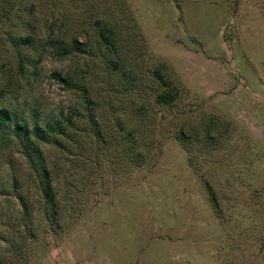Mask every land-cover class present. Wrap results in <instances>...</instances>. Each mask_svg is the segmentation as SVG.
I'll return each instance as SVG.
<instances>
[{"label": "rangeland", "instance_id": "1", "mask_svg": "<svg viewBox=\"0 0 264 264\" xmlns=\"http://www.w3.org/2000/svg\"><path fill=\"white\" fill-rule=\"evenodd\" d=\"M0 92V264H264V0H0Z\"/></svg>", "mask_w": 264, "mask_h": 264}, {"label": "trees", "instance_id": "2", "mask_svg": "<svg viewBox=\"0 0 264 264\" xmlns=\"http://www.w3.org/2000/svg\"><path fill=\"white\" fill-rule=\"evenodd\" d=\"M97 23L99 24V36L101 41L106 44L105 46L108 48H116L117 46V35L115 32V28L114 26L111 24V22H107V21H103L101 19L97 20ZM20 39H24L25 38H20ZM29 43V42H28ZM53 77L58 79L60 82H62L63 84H66L67 86H71V80L69 78L66 77H62L60 74H53ZM157 77L159 79V82L161 84L160 86V92H158L157 96H156V101L159 104H163V105H169L171 103H173L179 93V89L175 86H173V84L171 83L170 80H168L165 76H162V74L160 73L159 70H157ZM0 97H1V92H0ZM12 120H13V112L10 110V108L8 106L2 105L0 106V136L4 137L3 135H5L3 132L6 133L7 128H10V132L12 131V133L14 134V136L19 137L20 139H22L23 143H27L29 141L28 144L32 143V137L35 136V139H39L40 137H43V133L41 131V128L37 125L33 126L32 128L29 127V125L27 123L25 124H12ZM60 132L63 133V127L61 126L60 123H56L55 127L50 126L49 130L45 129L44 133H48V132ZM34 135V136H33ZM25 144L24 147L27 149V145ZM30 153L29 154H34L36 152V149L32 147L29 149ZM40 158V156H39ZM41 161V159H40ZM41 166L43 167V170L45 171L44 177L42 182L44 183L43 185H45L43 187V190L45 191L48 199H52V184L51 181L49 180V173L47 172L44 164L41 162Z\"/></svg>", "mask_w": 264, "mask_h": 264}]
</instances>
